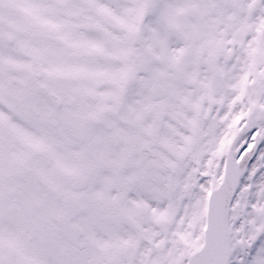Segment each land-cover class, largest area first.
Wrapping results in <instances>:
<instances>
[{"label": "snow or ice", "instance_id": "1", "mask_svg": "<svg viewBox=\"0 0 264 264\" xmlns=\"http://www.w3.org/2000/svg\"><path fill=\"white\" fill-rule=\"evenodd\" d=\"M0 264H264V0H0Z\"/></svg>", "mask_w": 264, "mask_h": 264}]
</instances>
